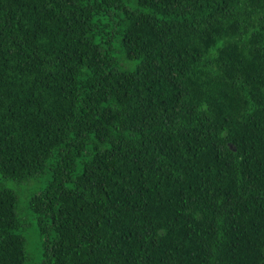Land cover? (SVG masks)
<instances>
[{"label": "trees", "instance_id": "trees-1", "mask_svg": "<svg viewBox=\"0 0 264 264\" xmlns=\"http://www.w3.org/2000/svg\"><path fill=\"white\" fill-rule=\"evenodd\" d=\"M6 180L44 182L39 264H264V0H0V264H30Z\"/></svg>", "mask_w": 264, "mask_h": 264}, {"label": "rangeland", "instance_id": "rangeland-1", "mask_svg": "<svg viewBox=\"0 0 264 264\" xmlns=\"http://www.w3.org/2000/svg\"><path fill=\"white\" fill-rule=\"evenodd\" d=\"M124 60H121L123 64ZM124 66V65H123ZM127 67V66H124ZM129 69L133 67H127ZM3 184L13 189L17 194V212L21 220L22 234H24L27 244V251L30 256V264H39L42 256L43 245L46 237L50 235H39L36 227V220L30 210L26 207L29 197L44 186V182L36 183L32 180L15 182L6 180Z\"/></svg>", "mask_w": 264, "mask_h": 264}]
</instances>
